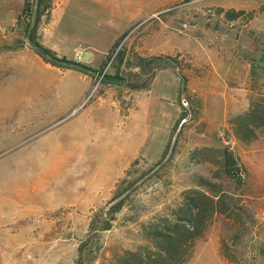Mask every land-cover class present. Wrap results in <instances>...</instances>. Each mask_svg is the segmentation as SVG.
<instances>
[{"label": "rangeland", "instance_id": "obj_1", "mask_svg": "<svg viewBox=\"0 0 264 264\" xmlns=\"http://www.w3.org/2000/svg\"><path fill=\"white\" fill-rule=\"evenodd\" d=\"M133 2L144 4L143 14L115 49L117 56L110 70L116 72L119 87L143 91L142 103L153 125L135 136L130 135L128 120L113 119L104 148L98 140L99 148L80 151L76 161L59 166V146L71 142L77 121L81 128L99 125V117L87 121V114L105 80L95 96L89 92L78 105L68 101L65 90L61 100L40 105L34 100L38 91L45 99L53 98L61 83L82 85L85 72L74 67L52 70L38 61L42 68L28 77L32 92L29 139L26 135L28 140L19 147L10 139L11 123L0 129L8 140L0 143V264H89L91 256L92 264H110L128 251L151 250L150 243L141 238L142 228L171 219L186 196L198 198L202 192L210 196L213 215L186 264H264V128L257 130L256 140L249 143L237 134L236 123L238 117L246 116L250 103H264V74L258 67L264 66V0ZM26 9L22 0H0V58L11 45L27 42L31 9ZM233 12L244 13L233 18ZM162 23H169V36H152ZM43 27L44 22L40 39ZM171 52L172 56L160 54ZM244 54L259 58L250 92L245 84L248 66L238 61ZM158 56L177 60L191 93L202 101L197 117L191 115L178 79L172 75L176 65L161 60L147 72L139 69V58ZM88 59L86 53L83 62ZM110 59H105V65ZM8 75L6 67L0 69V80ZM144 82L147 86L143 89L131 87ZM206 83L213 86L206 87ZM174 97L175 125L182 118L176 131L175 125L159 120L162 116L167 123L171 121L168 110ZM167 127L169 136H165ZM162 147L155 160L143 159L156 155ZM66 153L71 152L68 149ZM133 155L139 160L124 170L106 198H90L76 191L82 177L97 175L103 177L106 194L108 180L127 167ZM227 155L233 156L240 181L226 173ZM127 173L123 194L117 200L124 199L125 205L115 215L112 229L97 227L90 235L94 213L112 200L118 181ZM199 177L213 186L203 188L196 181ZM131 182L134 184L129 186Z\"/></svg>", "mask_w": 264, "mask_h": 264}, {"label": "crops", "instance_id": "obj_2", "mask_svg": "<svg viewBox=\"0 0 264 264\" xmlns=\"http://www.w3.org/2000/svg\"><path fill=\"white\" fill-rule=\"evenodd\" d=\"M24 1L22 0V3H25ZM131 3H134L133 0H55L50 18L44 23L40 42L58 58H65L66 60L83 65L81 67L85 72L82 78L83 84L61 83L58 90L54 92L55 97L45 99L41 96V92L38 91L37 97L34 100L39 101L40 105L43 103L52 104L54 101L62 99L61 95L65 90L68 101H74L78 105L90 92L93 86L94 73L106 66L105 59L113 45L142 16L144 4ZM168 24L164 26V23H162L161 26L157 27L156 31L154 29L152 36H165L167 38L169 36ZM62 25V30L58 31ZM27 38V42L21 46L11 45L5 56L0 58V69L6 67L9 74L7 79L0 80V129L3 124L7 122L11 123L14 129L12 130V137L10 139L19 147L23 146L26 140L29 139L30 114L32 109V92L30 81L28 80L29 74L31 71L42 68L41 66H37L38 61L43 62L45 66L52 70H67L71 68L67 65L54 66L46 63L34 46H32L28 36ZM86 53L89 54V59L84 63L83 59ZM173 53L160 54L172 56ZM79 54L81 55V61L77 62L76 58ZM238 61L248 66L245 84L248 87L246 90L250 92V89L255 84L252 78L254 74L253 67L241 57H238ZM60 67H64V69ZM175 69L176 74L172 73V75L178 79L182 94L180 68L175 67ZM116 75V72H112V69H109L104 79L105 84L103 82L104 85H102V87L104 86L103 92L101 91L95 96V100L91 103L90 111L87 114V121H91L93 118L96 120V117H99V125L92 126L91 123L81 128V122L77 121V131L73 135L71 142L69 144L61 143L59 146L62 153L61 158L57 162L59 166H65L68 162L76 161L80 151L99 148L98 140L100 141V148H104L107 143L106 139L112 132L111 124L113 119L122 118L124 121L128 120L130 135L134 134L135 136L138 134L141 136L148 129V124L153 125V119L150 123L146 114V104L142 103V100L144 102L143 91H130V89L127 90L119 87ZM242 81H239L240 85H242ZM205 86L209 87L213 86V84L206 83ZM149 91L150 87L146 92ZM176 97H174L171 110H168L172 114L171 121L167 123L162 116L159 119L161 123L170 124L171 127L176 122L174 116L176 113ZM142 104L144 105L141 106ZM261 105L264 107V103L261 102L250 103L247 113ZM52 110H55V108H52ZM138 113L141 114L140 118L137 117ZM168 127L166 128L165 136H169L168 132L170 131L167 130ZM26 135L28 139L25 140ZM2 142H8V140L4 139L0 130V143ZM68 149L71 152L70 154L66 153ZM163 149L162 147L161 151L159 150L156 155H145L143 159L153 161L160 156ZM138 160L133 155L131 163L127 167L120 168L113 180H108L110 184L106 194L102 188L101 180L103 177L97 175L82 177L84 180L81 179L82 181L76 187V191H82L90 198L104 199L111 190V186L116 184L124 170L134 161Z\"/></svg>", "mask_w": 264, "mask_h": 264}, {"label": "trees", "instance_id": "obj_3", "mask_svg": "<svg viewBox=\"0 0 264 264\" xmlns=\"http://www.w3.org/2000/svg\"><path fill=\"white\" fill-rule=\"evenodd\" d=\"M30 1L31 0H25L26 10L28 11L29 8L31 9L29 23L25 31L38 54L42 56L46 63H50L54 66L67 65L69 67L81 68L82 66L79 63L66 60L65 58H58L39 40L40 25L42 22L45 23L49 20L55 0H32L33 3ZM243 13L244 12H233L230 16L233 15V18H238ZM128 32L113 45L109 54L114 53L120 41L128 35ZM243 58L255 69V64H257L259 58H254L249 54H244ZM108 59H110L109 56L107 57V60ZM161 60H167L171 65H176V68H180L177 66V60L170 56L139 58L137 65L142 72H147V69L151 68L153 63H159ZM258 67L263 71L259 73L264 74V66L259 64ZM180 75L182 78V94L184 99L188 103L191 115L197 117L203 107L202 101L190 92L187 86V78L182 70H180ZM146 86L147 83L144 82L139 86L133 85L131 87L134 89H143ZM181 120L182 118L175 125L174 131L178 129ZM236 123L238 125L237 134H239L241 140L249 143L253 142L257 138V130L264 128V107L262 105L257 106L249 111L246 116L238 117ZM169 147L170 145L168 148ZM234 165L235 160L233 156L227 155L225 171L228 174L235 175L238 181H240L239 169ZM196 179L198 184L203 188L210 189V187L213 186L211 181H208V179L204 177ZM127 180L128 173L124 178L118 181L116 192L112 200L94 213L90 222V235L97 227H100L101 231H109L112 229V223L116 219L115 215L120 213L125 205L124 199L117 200L123 194V186L127 183ZM133 184L134 182H131L128 185L131 186ZM209 199L210 196L204 192H202L198 198L186 196L183 201V206L173 212L171 219H161L158 223H152L142 228L141 238L149 242L153 249L149 250L148 248L141 247L136 251H128L126 256H118L110 264H186L192 258L196 241L204 235L207 220L213 215L214 208L208 204ZM82 252L81 248L80 253ZM88 261L89 264H92L94 256L88 257ZM78 264H81V261Z\"/></svg>", "mask_w": 264, "mask_h": 264}, {"label": "built area", "instance_id": "obj_4", "mask_svg": "<svg viewBox=\"0 0 264 264\" xmlns=\"http://www.w3.org/2000/svg\"><path fill=\"white\" fill-rule=\"evenodd\" d=\"M110 57V62H108L106 64V66L100 70L94 73V80H93V86H92V90L90 91V95L93 94V96H95V94L98 92L102 82L104 81V79L106 78V75L111 67L112 61L113 59H115V57L117 56V52H114L113 54H108L107 57ZM107 59V58H106ZM109 60V59H108ZM77 62L81 61V55L79 54L76 58Z\"/></svg>", "mask_w": 264, "mask_h": 264}]
</instances>
